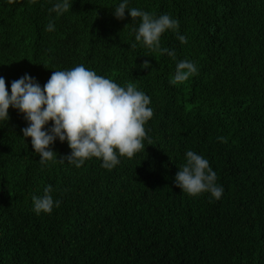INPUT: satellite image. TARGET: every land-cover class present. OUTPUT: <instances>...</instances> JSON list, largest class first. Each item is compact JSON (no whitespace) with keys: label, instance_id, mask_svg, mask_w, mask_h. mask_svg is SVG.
Returning <instances> with one entry per match:
<instances>
[{"label":"trees","instance_id":"obj_1","mask_svg":"<svg viewBox=\"0 0 264 264\" xmlns=\"http://www.w3.org/2000/svg\"><path fill=\"white\" fill-rule=\"evenodd\" d=\"M57 2L0 0L9 93L25 74L43 87L53 71L83 65L136 85L153 116L144 150L108 170L98 158L61 162L71 149L59 138L57 159L42 165L23 137L28 121L10 107L0 121V264H264V0H128L179 21L186 44L171 29L160 38L175 58L135 40L140 18L114 15L123 0H69L59 16ZM185 60L197 74L172 85ZM189 150L216 172L219 200L176 186ZM49 185L60 205L37 215L32 197Z\"/></svg>","mask_w":264,"mask_h":264},{"label":"clouds","instance_id":"obj_2","mask_svg":"<svg viewBox=\"0 0 264 264\" xmlns=\"http://www.w3.org/2000/svg\"><path fill=\"white\" fill-rule=\"evenodd\" d=\"M127 5L128 0H123L114 15L123 20L127 10L132 20L140 18L135 40L153 52L167 53L175 58L174 50L161 48L160 38L166 30L171 29L177 32V39L186 44L187 38L177 31L179 21L167 14L156 18L137 8L128 9ZM71 6L69 0H59L50 12L59 16ZM54 27V23L49 22L45 30L54 31ZM131 47L135 48V44ZM141 67L148 68V62L145 61ZM197 72L194 63L180 61L170 83L182 84ZM150 102V97L133 83L122 87L83 65L70 70L53 71L43 87L25 74L12 81L10 93L5 79L0 77V121L9 119L10 107L24 115L28 126L22 129L23 137L31 138V145L40 156L42 165L57 159L50 148L57 138L61 142L67 141L71 149V154L63 157L61 162L67 160L78 168L87 159L98 158L102 160V167L112 170L120 163L119 157L133 158L144 150V141L147 139L145 124L153 116ZM50 121L52 127L45 130ZM217 139L225 142L223 137ZM216 180L217 174L208 160L191 150L186 152V163L179 168L175 177L176 186L189 196L196 197L207 192L219 200L223 188L216 184ZM51 192L52 187L49 185L43 197H32L33 210L37 215L41 212L50 214L54 203L59 207L60 201L54 202Z\"/></svg>","mask_w":264,"mask_h":264}]
</instances>
